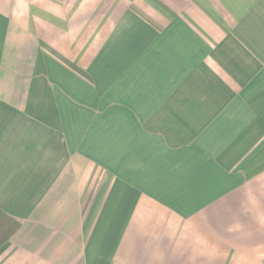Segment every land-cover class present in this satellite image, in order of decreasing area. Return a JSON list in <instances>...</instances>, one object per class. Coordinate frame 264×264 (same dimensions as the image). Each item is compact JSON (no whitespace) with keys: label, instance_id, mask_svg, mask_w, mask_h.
I'll return each mask as SVG.
<instances>
[{"label":"crops","instance_id":"crops-1","mask_svg":"<svg viewBox=\"0 0 264 264\" xmlns=\"http://www.w3.org/2000/svg\"><path fill=\"white\" fill-rule=\"evenodd\" d=\"M0 264H264V0H0Z\"/></svg>","mask_w":264,"mask_h":264},{"label":"trees","instance_id":"trees-1","mask_svg":"<svg viewBox=\"0 0 264 264\" xmlns=\"http://www.w3.org/2000/svg\"><path fill=\"white\" fill-rule=\"evenodd\" d=\"M20 229V223L0 210V248Z\"/></svg>","mask_w":264,"mask_h":264}]
</instances>
